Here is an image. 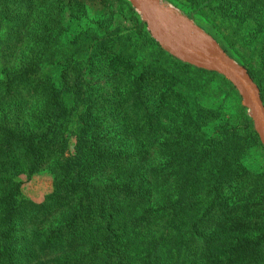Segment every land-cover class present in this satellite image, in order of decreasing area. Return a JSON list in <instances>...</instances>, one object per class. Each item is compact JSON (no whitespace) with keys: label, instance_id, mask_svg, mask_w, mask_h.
<instances>
[{"label":"trees","instance_id":"16d2710c","mask_svg":"<svg viewBox=\"0 0 264 264\" xmlns=\"http://www.w3.org/2000/svg\"><path fill=\"white\" fill-rule=\"evenodd\" d=\"M25 22L22 0H0V264H199L192 242L198 226L226 204L228 191H236L233 179L242 171L244 149L260 142L239 91L221 75L239 100L249 137L236 127L222 137L188 135L186 151L176 153L183 163L172 169L175 195L168 196V167L148 163L152 157L163 161L167 152H139L133 147L139 136L110 129L161 127L169 117L163 121L158 107L170 92L163 108L176 116L174 126L187 128L198 103L192 102L196 91L191 89L206 84L200 73H212L172 60L179 73L167 79L169 92L160 94L156 87L154 93L147 85L149 67L133 58L132 33L102 35L84 28L66 49L53 35L56 25ZM42 28L46 39L37 34ZM139 31L135 28V35ZM108 42L134 61L118 74L127 79V100L117 103L129 114L123 119L103 113L104 96L90 91L86 81ZM248 69L257 80L255 70ZM153 75L155 83L162 80ZM45 170L53 174L51 190L23 199L24 186ZM253 244L248 237L242 245ZM206 251L210 256V247Z\"/></svg>","mask_w":264,"mask_h":264},{"label":"rangeland","instance_id":"374dc122","mask_svg":"<svg viewBox=\"0 0 264 264\" xmlns=\"http://www.w3.org/2000/svg\"><path fill=\"white\" fill-rule=\"evenodd\" d=\"M124 1L120 4L119 0H59V3L56 1L44 3L43 0H39L34 1L35 5H33L29 0H22V14L25 16L26 26L29 21L32 24L47 22L56 25L53 35L61 48H66V45L84 28H96L102 35H109L111 32H116L117 36L132 33L130 45L137 50L133 58L149 67L147 70L150 71L146 73L147 85L149 91L154 93L156 87L160 90V94L169 92L166 87L167 79L179 73L173 66L172 60L176 59L192 65L193 68L204 70L162 42L152 33L143 14L131 1ZM163 2L180 16L183 22L194 25L211 40L219 43L236 61L254 69L256 82L264 95V0H163ZM137 27L140 31L135 35L134 30ZM31 31L32 26L28 27L24 34L28 37ZM37 34L43 39L48 37L44 28L37 31ZM119 55L116 45L105 43L100 56L89 69L86 81L90 91H98L104 96L101 102L103 113L107 116L109 113H115L123 119L129 114L117 103L123 100L124 104L127 100L124 97L127 79H121L118 74L121 72L122 75L123 70L134 61H128V58L121 55L117 58ZM155 60L159 65L152 69L149 63ZM205 71L212 74L189 73L193 79L202 75L203 80L207 82L203 86L194 84L195 87L191 89L196 91L192 102L196 99L198 103L194 102L196 105L192 106L194 111H190L189 120L193 123L187 128L174 126L172 120H175L176 116L169 115L168 109H164L171 100L170 92L168 98L164 96L160 100L158 107L160 113H163V121H165L164 117H169L161 127L150 128L137 124L134 127L117 125L110 129L113 134L121 132L139 136L133 140V147L139 152H143L146 148L154 153L161 149L167 152L163 161L152 157L148 163L152 166L163 163L168 167L170 174L168 196L175 195L176 177L172 169L177 163H183V160L177 158L176 153H179V156L184 154L188 146L186 142L188 135L198 132L209 137L214 134L222 137L236 127L242 135L249 137L239 100L223 83L219 73ZM216 73L218 75H215ZM153 74H157L162 80L155 83ZM151 99L153 100L154 97L151 96ZM172 106L171 108H174ZM246 113L250 116L248 108ZM131 114L133 117L137 116L132 110ZM153 133L156 136L153 137L154 140L143 138L145 134L153 136ZM182 134H185V137ZM259 141L254 140L251 146L244 149L241 158L242 171L239 173L241 180H238L239 176L233 179V185L237 181V185L241 184V186L236 185L235 192L228 191L231 193L230 197L225 194L226 204L213 214L209 213L207 220L201 221L198 226L199 236H195L192 242L195 244L194 251H198V258L202 260L199 264L203 262L264 264V145L260 137ZM232 175L233 171L228 177ZM53 180V174L48 170L36 175L24 186L22 198H38L41 194L49 192ZM185 222L184 219V226H186ZM251 225L252 230H250ZM248 237L255 241L251 247L242 245ZM207 247L212 251L210 256L208 255L210 251H206Z\"/></svg>","mask_w":264,"mask_h":264},{"label":"water","instance_id":"95a60500","mask_svg":"<svg viewBox=\"0 0 264 264\" xmlns=\"http://www.w3.org/2000/svg\"><path fill=\"white\" fill-rule=\"evenodd\" d=\"M130 1L143 14L152 33L162 42L195 66L219 73L236 87L264 145V99L261 87L249 69L194 25L183 22L160 0Z\"/></svg>","mask_w":264,"mask_h":264},{"label":"bare ground","instance_id":"6f19581e","mask_svg":"<svg viewBox=\"0 0 264 264\" xmlns=\"http://www.w3.org/2000/svg\"><path fill=\"white\" fill-rule=\"evenodd\" d=\"M160 1H161L162 5L165 4V3L163 2V0H160Z\"/></svg>","mask_w":264,"mask_h":264}]
</instances>
